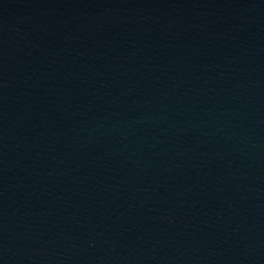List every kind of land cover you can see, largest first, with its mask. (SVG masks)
Returning <instances> with one entry per match:
<instances>
[{
  "label": "water",
  "instance_id": "obj_1",
  "mask_svg": "<svg viewBox=\"0 0 264 264\" xmlns=\"http://www.w3.org/2000/svg\"><path fill=\"white\" fill-rule=\"evenodd\" d=\"M0 264H264V0H0Z\"/></svg>",
  "mask_w": 264,
  "mask_h": 264
}]
</instances>
